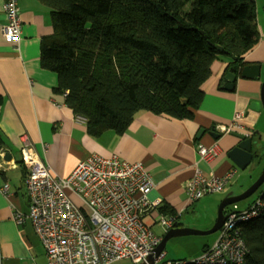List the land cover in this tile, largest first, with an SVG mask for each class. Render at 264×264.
Returning a JSON list of instances; mask_svg holds the SVG:
<instances>
[{
    "label": "crops",
    "instance_id": "1",
    "mask_svg": "<svg viewBox=\"0 0 264 264\" xmlns=\"http://www.w3.org/2000/svg\"><path fill=\"white\" fill-rule=\"evenodd\" d=\"M4 2L0 0V96L3 99L0 108V264H48L31 221L25 219L19 225L13 219L17 212L24 216L29 213L25 186L27 170L20 154L24 137L34 144L42 160L60 178L71 176L78 165L91 155L101 158L118 156L131 163H142L157 185L153 196L175 210L178 216L180 214L175 227H184L180 220L186 211L209 203L208 199L205 203L202 200L210 195L195 202L187 196L185 186L196 169L207 177L221 178L234 173L226 191L219 194L227 196L232 192L236 196L243 192L244 189L235 193L230 188L244 177L228 158V152L238 140L231 133L220 134L216 130L219 126L227 127L236 112H243L244 132L249 133L254 141L258 140L255 129L264 127V110L253 112L249 104L260 100L264 71L262 40L244 57L247 65L261 66L260 77L254 80L239 77L235 89L228 91L223 77L231 60L228 57L217 59L212 65L210 78L202 86L203 102L199 109L193 111L192 119L141 112L126 134L120 136L107 131L93 138L87 132L86 123L78 122L72 109L56 93L59 86L57 75L42 66V44L54 33L49 9L39 0L18 1L23 40L16 48L2 34V27L6 24ZM53 101L62 103V108L53 105ZM202 129L205 131L199 139ZM196 144L215 148V159L211 163L199 161ZM5 152L11 154V160H4ZM6 184L9 185L8 195L1 191ZM256 200L243 208L234 205L246 210ZM210 201L214 208L216 200ZM156 221L153 216H148L145 223L153 231L154 225L158 224ZM214 224L215 220L209 227ZM214 243L205 248L209 249Z\"/></svg>",
    "mask_w": 264,
    "mask_h": 264
},
{
    "label": "trees",
    "instance_id": "2",
    "mask_svg": "<svg viewBox=\"0 0 264 264\" xmlns=\"http://www.w3.org/2000/svg\"><path fill=\"white\" fill-rule=\"evenodd\" d=\"M39 1L54 28L42 66L57 75L56 93H68L66 105L93 138L126 134L141 112L192 119L213 63L228 57L225 76L239 70L261 38L255 0ZM160 211L177 215L168 205ZM242 237L244 264H264V217L243 225Z\"/></svg>",
    "mask_w": 264,
    "mask_h": 264
},
{
    "label": "built area",
    "instance_id": "3",
    "mask_svg": "<svg viewBox=\"0 0 264 264\" xmlns=\"http://www.w3.org/2000/svg\"><path fill=\"white\" fill-rule=\"evenodd\" d=\"M19 0H5L3 12L6 24L2 27L5 40L16 48L23 40V21ZM68 93L61 95L63 102ZM53 105L62 108V103ZM66 104V103H65ZM245 114L236 112L232 122L219 126L220 134L242 133ZM78 122L86 123L81 116ZM199 161L211 163L217 151L196 144ZM22 164L27 170L25 186L29 198L27 216L15 213L17 224L29 219L44 249L48 264H114L130 261L147 263L149 256L161 243L144 218L157 216L156 222L165 233L176 226L179 216L161 213L164 202L155 198L157 185L142 163H131L118 156L101 158L91 155L82 161L71 176H55L44 162L34 144L23 138L20 149ZM234 173L218 178L207 177L196 169L187 181L185 190L191 201L204 196L224 193ZM4 195L9 185L3 186ZM218 231L215 244L201 256L190 261H166V253L155 258L154 264H244L248 249L242 237L246 223L264 217V202L257 199L248 209L233 205ZM155 219V220H156Z\"/></svg>",
    "mask_w": 264,
    "mask_h": 264
},
{
    "label": "rangeland",
    "instance_id": "4",
    "mask_svg": "<svg viewBox=\"0 0 264 264\" xmlns=\"http://www.w3.org/2000/svg\"><path fill=\"white\" fill-rule=\"evenodd\" d=\"M256 6H257V23L259 27V33H260V43L264 42V0H255ZM262 40V41H261ZM264 48V47H263ZM264 70V69H263ZM262 80L264 82V71L261 75ZM262 82V83H263ZM263 124V121H262ZM256 130V136L258 135V140L253 141L256 143V150L258 151V157L253 161V163L247 167L245 171H241L240 175H244V177L239 178V183L237 185L230 186L231 190L235 193H238L243 190V192L250 187L256 179L259 178L261 175L263 169H264V127L260 126ZM237 179V178H236ZM235 180V179H234ZM254 181V182H252ZM249 185V186H248ZM264 191V185L257 191L255 194L244 200L239 202L237 205L241 208L246 207L250 201L256 200L260 196V192ZM242 193V192H241ZM226 196V194H219V195H210L207 198H204L202 201L207 200V204L205 205H198L197 207H194L195 209L186 211L182 217L181 222L184 227L191 228L195 230L200 231H207L212 228L209 227L211 225L212 221L217 219L218 217V206H220V203L222 201V197ZM211 199H215V207L212 208L213 205H211ZM218 200H221L218 204ZM209 207L210 209H208ZM232 207H227L225 209V214H229ZM148 217L144 218V223L146 222ZM157 216H155V219ZM158 220V219H157ZM209 227V228H208ZM153 232L155 235L163 236L165 234L163 228L160 224H156L153 227ZM218 232H215L212 235L207 236H185V237H176L172 238L167 242L166 248L164 252L166 253V257L164 260L166 261H178V260H184V261H190L193 260L195 257L200 255L204 249L205 246H211L214 241L218 239ZM215 244V243H214ZM211 248V247H210ZM114 264H132L130 261H119Z\"/></svg>",
    "mask_w": 264,
    "mask_h": 264
},
{
    "label": "water",
    "instance_id": "5",
    "mask_svg": "<svg viewBox=\"0 0 264 264\" xmlns=\"http://www.w3.org/2000/svg\"><path fill=\"white\" fill-rule=\"evenodd\" d=\"M217 50L219 52H223V54H227L226 51H223V48L221 46H217ZM236 60V58H234ZM260 70L261 66L259 64H249L242 66L239 70L236 68H231V70L226 74L225 76V89L228 91H233L235 89L237 79L240 77L242 79L246 80H254L258 79L260 77ZM260 100L257 102H252L250 105V110L253 112H260L262 109L264 110V82L261 87L260 91ZM205 131L202 129L200 130L198 134V138L200 139L202 134ZM217 135V134H216ZM214 133V137H217ZM233 137H235L238 140V143L235 147H233L228 152V158L229 160L241 171H245L247 167H249L253 161L258 157V151L256 148V143L253 142L254 140L252 138H247L245 134L242 133H232ZM0 146V150H1ZM5 161L11 160V154L8 152L4 153L3 156ZM264 185V169L259 176L258 179L250 186L248 187L244 192H242L239 195L234 196L232 192H230L220 203L219 209H218V217L215 221L214 226L205 231L195 230L191 228H185V227H174L168 231V233L163 234L161 243L158 247H156L153 254H151L148 258L147 263L143 264H154L155 258L158 257V255L162 252H164L167 242L176 237H185V236H207L212 235L215 232H218L227 216L225 215V209L230 205L238 204L241 201H244L250 197H252L255 192H257L262 186Z\"/></svg>",
    "mask_w": 264,
    "mask_h": 264
},
{
    "label": "flooded vegetation",
    "instance_id": "6",
    "mask_svg": "<svg viewBox=\"0 0 264 264\" xmlns=\"http://www.w3.org/2000/svg\"><path fill=\"white\" fill-rule=\"evenodd\" d=\"M252 138V137H251Z\"/></svg>",
    "mask_w": 264,
    "mask_h": 264
}]
</instances>
